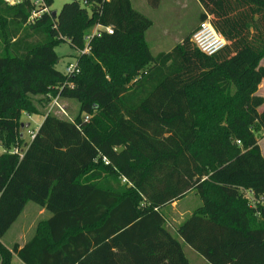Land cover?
Instances as JSON below:
<instances>
[{
    "label": "trees",
    "instance_id": "obj_1",
    "mask_svg": "<svg viewBox=\"0 0 264 264\" xmlns=\"http://www.w3.org/2000/svg\"><path fill=\"white\" fill-rule=\"evenodd\" d=\"M199 2L227 41L213 56L193 33L153 54L131 0H73L33 22L30 0H0V264H192L183 242L210 264H264V0ZM95 25L113 33L77 55L78 74L60 71L56 47L82 50ZM56 96L75 118L48 114ZM24 112L44 121L20 158L8 151L25 142ZM110 139L139 163L116 165ZM194 191L202 205L171 229L163 209ZM28 202L51 217L10 249Z\"/></svg>",
    "mask_w": 264,
    "mask_h": 264
},
{
    "label": "rangeland",
    "instance_id": "obj_2",
    "mask_svg": "<svg viewBox=\"0 0 264 264\" xmlns=\"http://www.w3.org/2000/svg\"><path fill=\"white\" fill-rule=\"evenodd\" d=\"M72 0H54L51 10L60 12L62 7L69 3ZM185 7L179 9L174 12H170L171 6L169 5L170 0H161L157 7L152 6L148 0L147 2H140V0H134V3L141 12L153 22L152 27L148 31L147 39L153 54H157L160 51H168L175 45L181 43L190 33H194L200 23L202 11L201 5L196 0H180ZM141 4V5H140ZM139 10V11H140ZM170 12V13H169ZM98 28L97 25L93 26L87 35H90L96 31ZM167 32V33H166ZM86 35V36H87ZM4 46L0 41V55L3 54ZM56 53L59 56V62L57 64V68L64 72L65 68L69 64H75L77 62L78 52L75 48H73L68 42L61 43L56 47ZM264 64V60L262 62ZM208 91L209 95H211V90ZM206 94V93H205ZM207 100H211V96H207ZM61 105L66 109L70 118H75L78 113L79 105L76 101L70 99L61 100ZM57 116H60L65 119H69L66 116L59 113L57 110L55 111ZM22 122L25 124H29V127H25L22 129L23 131V139L25 142H29L30 140V132H37L40 128L42 122L44 121L43 115H29L27 113H22ZM259 145L261 147V151L264 155V133H260L258 135ZM113 139L105 142L101 149L102 151H110L112 152L116 158L113 159V162L119 166L122 162L124 167L127 169H132L136 164L139 163L141 156L137 154L132 149H128L124 154L119 155L115 153V150L119 145L113 144L110 147V142ZM1 152V149H0ZM140 158V159H139ZM122 165V166H123ZM202 205V201L200 196L194 191L185 196L180 203V211H189V213L184 216H180L177 213V210L173 211L171 207H166L163 209V213L168 216L169 227L171 229H175L177 225H179L184 218H186L189 214H191L194 210ZM46 215H40L39 207L33 202H28L22 214L19 216L17 221L13 224L11 229L5 234L3 238V242H5L8 246H11L12 241H16L19 239V234L21 227L23 226V230L28 227L33 221L36 223L44 219ZM34 231V230H33ZM184 251L192 264H210L208 261L202 257L199 253L193 250L189 245L183 242ZM11 264H22L20 259L14 255Z\"/></svg>",
    "mask_w": 264,
    "mask_h": 264
},
{
    "label": "built area",
    "instance_id": "obj_3",
    "mask_svg": "<svg viewBox=\"0 0 264 264\" xmlns=\"http://www.w3.org/2000/svg\"><path fill=\"white\" fill-rule=\"evenodd\" d=\"M4 1L7 4L13 6V5L21 3L24 0H4ZM30 1L34 4V6L36 7V10L32 13V16L30 17L29 22H33L36 18L40 17L43 13L50 12V9L46 6L44 0H30ZM97 26L98 28L96 29L94 33L87 35L85 37V47L82 50H79L78 54H89L90 53V42L92 41L94 37L100 36L102 31H105L109 34L113 33V29L111 27H104L101 25H97ZM192 40L196 44V46L200 49V51H202L204 54L208 56H213L219 53L227 45L226 39L223 37L222 34H220L217 31V29L214 27L210 19L202 20L199 23L196 31L193 33ZM79 72H80V69L78 66V62H76L75 64L67 65L64 70V73L69 76L78 74ZM56 110L62 115L66 116L67 118L71 119L66 109L61 105V98L59 96H56L53 98L49 106V109H48V114L49 113L56 114L55 112ZM89 119H90L89 115L85 116L86 121H88ZM36 133L37 132H34V131L30 132L29 142H31L35 138ZM29 142L23 143L22 141V143L16 145L14 148L8 151V153L14 154V155L19 156L20 158H23L25 150ZM5 152L7 151L3 149V153ZM104 162L106 164L110 163L109 159L106 157H104ZM123 182H127V179L123 178Z\"/></svg>",
    "mask_w": 264,
    "mask_h": 264
},
{
    "label": "crops",
    "instance_id": "obj_4",
    "mask_svg": "<svg viewBox=\"0 0 264 264\" xmlns=\"http://www.w3.org/2000/svg\"><path fill=\"white\" fill-rule=\"evenodd\" d=\"M197 2H199V0H196ZM140 2H147V0H140ZM131 3H132V5H133V7L135 8V9H137V10H140V9H138L139 7H137L136 5H135V3H134V0H131ZM200 3V2H199ZM141 5V4H140ZM169 5L171 6V10H169L170 12H174V11H177L178 10V8L179 9H182L183 7H185V5H183L182 4V2L180 1V0H170V3H169ZM200 5H201V3H200ZM201 11H202V14L204 13V8H203V6L201 5ZM140 12H141V10H140ZM169 12V13H170ZM145 14V13H144ZM150 30V29H149ZM148 30V31H149ZM148 31L146 32V40H147V42H148V39H147V34H148ZM167 33V32H166ZM148 44H149V42H148ZM150 46V45H149ZM176 46V45H175ZM174 46V47H175ZM174 47H172L171 49H173ZM170 49V50H171ZM169 51V50H168ZM160 52H163V51H160ZM153 53V52H152ZM159 53V52H158ZM258 94L259 95H261V96H263L264 97V81L261 83V85L259 86V90H258ZM23 136H24V134H23ZM0 149H1V152H0V154H2L3 153V149L0 147ZM180 203H181V201H178V202H175V203H173L170 207L172 208V210L173 211H175V210H177V213H179V215L182 217V216H184L185 214H187V213H189V211L187 210V211H180V209H178V207H180ZM26 207V206H25ZM38 207H39V211H40V215H46V217L44 218V219H41V220H39L37 223H36V225H35V221H33L31 224H29L28 225V227L26 228V229H24L23 230V226L21 227V230H20V234H19V239H17L16 241H10L11 243H12V245L11 246H8L5 242H3V238L1 239V241L8 247V248H12V246L13 245H15V244H18L19 245V247L20 248H23V245H25V243L26 242H28L34 235H35V233H36V231H37V228H38V225H39V223L41 222V221H44V220H47L48 218H50L51 217V214L45 209V208H42V207H40L39 205H38ZM25 209V208H24ZM22 214V213H21ZM13 226V225H12ZM11 226V227H12ZM11 229V228H10ZM9 229V230H10ZM8 230V231H9ZM34 230V231H33ZM15 254H13V256H14ZM13 256H12V258H13ZM17 256V255H16ZM21 261V260H20ZM22 262V261H21ZM22 264H24L23 262H22Z\"/></svg>",
    "mask_w": 264,
    "mask_h": 264
},
{
    "label": "water",
    "instance_id": "obj_5",
    "mask_svg": "<svg viewBox=\"0 0 264 264\" xmlns=\"http://www.w3.org/2000/svg\"><path fill=\"white\" fill-rule=\"evenodd\" d=\"M55 15H57V12L56 11H53V16H55ZM26 127H29V124L28 123L26 124ZM22 128H24V126H22ZM123 150H124V148H118L117 149L118 152H122Z\"/></svg>",
    "mask_w": 264,
    "mask_h": 264
}]
</instances>
